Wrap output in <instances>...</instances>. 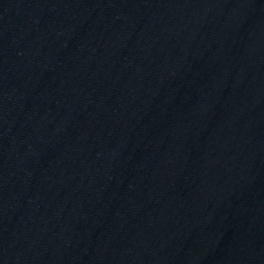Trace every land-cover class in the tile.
<instances>
[{
	"label": "water",
	"instance_id": "1",
	"mask_svg": "<svg viewBox=\"0 0 264 264\" xmlns=\"http://www.w3.org/2000/svg\"><path fill=\"white\" fill-rule=\"evenodd\" d=\"M0 264H264V0H0Z\"/></svg>",
	"mask_w": 264,
	"mask_h": 264
}]
</instances>
